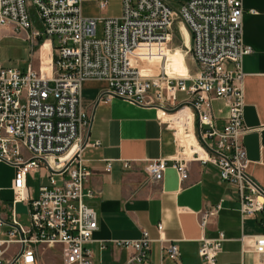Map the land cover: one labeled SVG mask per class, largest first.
<instances>
[{"label": "built area", "instance_id": "built-area-1", "mask_svg": "<svg viewBox=\"0 0 264 264\" xmlns=\"http://www.w3.org/2000/svg\"><path fill=\"white\" fill-rule=\"evenodd\" d=\"M91 1L100 11L107 7L106 0ZM82 2L0 0V31L4 26L23 31L32 53L44 43L49 47L44 67L39 57L37 70L28 66L24 72L3 67L0 51V162L14 168L10 214L0 216V264H36L40 248L54 247H60L63 264H92L85 246L97 230V221L94 211L83 202L93 194L83 191L89 172L80 158L81 150L89 145L91 122L80 105L86 81L106 85L97 102L118 98L163 112L190 109L201 154L194 151L189 156L181 147V153L171 160L148 162L145 172L151 181L162 180L168 161L180 181L186 180V162L195 158L213 165L219 180L237 189L241 218L262 213L264 191L246 174L242 141L247 133L242 60L251 53L241 37L242 0H175L176 4L121 0L117 18H86ZM30 8L41 30L32 28ZM177 20L189 33L185 55L196 71L185 77L166 76L158 62V73L153 74V58L144 51L155 45L166 49ZM177 94H183V99L178 101ZM215 101L227 108L221 127L213 112ZM123 168H130V162H124ZM41 169L46 171V184L33 198L27 179ZM110 169L107 163L105 170ZM55 175L60 177V185ZM19 203L28 207L27 224L20 223L15 213ZM221 209L219 203L202 213L199 227L203 230ZM260 225L264 228V216ZM157 229L160 232L161 225ZM224 241L222 233L200 241L202 264H216ZM159 242L164 249L162 240ZM150 243L145 232L137 240L113 242L134 252L122 264H147ZM253 250L264 254V234L254 237ZM165 251L171 260L180 255L175 244L166 246Z\"/></svg>", "mask_w": 264, "mask_h": 264}, {"label": "crops", "instance_id": "crops-1", "mask_svg": "<svg viewBox=\"0 0 264 264\" xmlns=\"http://www.w3.org/2000/svg\"><path fill=\"white\" fill-rule=\"evenodd\" d=\"M92 3L81 4L82 15L102 17L105 10L100 11ZM242 6L241 37L251 48V53L242 60L243 123L247 129L242 140L247 159L245 171L264 191V0H242ZM89 7L93 9L90 12ZM181 30L184 44L189 47V35L183 26ZM172 39H175L173 34ZM172 43L171 40L166 49L155 45L144 52L152 56L153 64L160 62L166 76L194 74V62L181 48L171 47ZM105 88L103 82L97 81H86L81 87L80 105L91 117L89 145L81 150L80 158L89 172L83 191L93 194L83 202L94 211L97 221V230L85 246L91 252L92 264H122L134 252L119 248L113 242L137 240L143 232L151 240L147 264H202L198 256L200 241L215 238L218 233L224 235L225 241L216 264H264V254L253 250L254 237L264 234L260 225L264 211L241 218L237 189L221 182L213 165L188 159L184 181H180L169 161L159 182L151 181L145 172L150 161L171 160L181 153V147L190 156L198 147L190 109L163 112L157 107H141L118 98L108 103L97 102ZM178 96H182L180 100L184 97L177 94V99ZM213 112L221 127L227 115L226 106L215 101ZM124 162H130V168L124 169ZM107 163L111 164L108 172ZM9 170L12 175L6 184L0 185V216L3 218L9 216L12 200L14 168ZM38 174L36 190L28 187L33 198L39 187L46 184V171L41 169ZM4 192H9L10 197H4ZM219 203L222 209L209 218L202 230L200 215ZM18 205L22 210L17 209ZM27 210L24 203L15 206L22 224H27ZM158 225L162 227L160 232ZM169 244L177 246L180 254L177 260L168 258L165 247ZM50 250L57 255L51 257ZM36 264H63L60 247L40 248Z\"/></svg>", "mask_w": 264, "mask_h": 264}, {"label": "rangeland", "instance_id": "rangeland-1", "mask_svg": "<svg viewBox=\"0 0 264 264\" xmlns=\"http://www.w3.org/2000/svg\"><path fill=\"white\" fill-rule=\"evenodd\" d=\"M107 1V7L105 11L102 12L101 16L103 18H117L120 15V7H121V0H106ZM169 2L170 4H176L175 0H165ZM81 4H93L92 2L84 1ZM93 9L91 7L88 8V11H92ZM30 14V21L32 24L33 29L41 30L40 23L35 15V12L32 8L29 9ZM185 26L180 21H176L172 28V34L174 35V41L172 40L171 47H179L182 50L187 52L188 46L184 44L183 40V33L181 30V27ZM101 25L100 23H97V34L98 36L101 35ZM187 31V29L185 28ZM188 33V31H187ZM189 35V33H188ZM26 34L23 31H13L9 26L2 27L0 31V48H1V63L2 66L5 68H13L20 72H24L28 66H31L33 70H37L39 66V57L42 62V68L43 65L48 61V53H49V47L47 43H44L43 46L37 50V47L35 48V52H31V45L28 41L25 40ZM187 56V55H186ZM153 66V74L158 73V65L154 63ZM182 96H178V100L181 99ZM9 168H12L11 166L0 162V185L6 184L8 178L10 175H12V170H9ZM55 181L57 185H60V177L58 175H55ZM39 183V174L38 172L33 176L32 179L28 177L27 186L29 189L36 190ZM4 197H10L9 192H4L2 194ZM2 197V198H4ZM17 209L20 211L22 210L21 205L17 206ZM50 256L54 257L57 254L52 252L50 250Z\"/></svg>", "mask_w": 264, "mask_h": 264}, {"label": "bare ground", "instance_id": "bare-ground-1", "mask_svg": "<svg viewBox=\"0 0 264 264\" xmlns=\"http://www.w3.org/2000/svg\"><path fill=\"white\" fill-rule=\"evenodd\" d=\"M195 151L198 152V153L201 152L199 146L195 149ZM73 152H74V149L71 150V152L68 154V157H70V156L73 154ZM200 154H201V153H200Z\"/></svg>", "mask_w": 264, "mask_h": 264}, {"label": "trees", "instance_id": "trees-1", "mask_svg": "<svg viewBox=\"0 0 264 264\" xmlns=\"http://www.w3.org/2000/svg\"><path fill=\"white\" fill-rule=\"evenodd\" d=\"M39 43H41V40H39Z\"/></svg>", "mask_w": 264, "mask_h": 264}]
</instances>
